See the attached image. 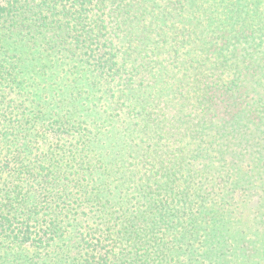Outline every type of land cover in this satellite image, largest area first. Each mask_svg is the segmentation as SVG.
I'll use <instances>...</instances> for the list:
<instances>
[{
  "label": "trees",
  "instance_id": "obj_1",
  "mask_svg": "<svg viewBox=\"0 0 264 264\" xmlns=\"http://www.w3.org/2000/svg\"><path fill=\"white\" fill-rule=\"evenodd\" d=\"M0 264H264V0H0Z\"/></svg>",
  "mask_w": 264,
  "mask_h": 264
}]
</instances>
